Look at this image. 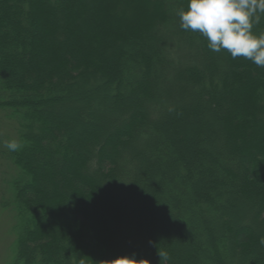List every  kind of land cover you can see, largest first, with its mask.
I'll list each match as a JSON object with an SVG mask.
<instances>
[{"label":"trees","instance_id":"1","mask_svg":"<svg viewBox=\"0 0 264 264\" xmlns=\"http://www.w3.org/2000/svg\"><path fill=\"white\" fill-rule=\"evenodd\" d=\"M188 5L0 0L6 264H264V67Z\"/></svg>","mask_w":264,"mask_h":264},{"label":"clouds","instance_id":"2","mask_svg":"<svg viewBox=\"0 0 264 264\" xmlns=\"http://www.w3.org/2000/svg\"><path fill=\"white\" fill-rule=\"evenodd\" d=\"M184 30L199 32L213 52L227 50L233 59L244 57L264 67V34H253L254 25L264 16V0H189L188 10L178 12ZM9 151H18L16 140L5 142ZM122 257L112 264H144Z\"/></svg>","mask_w":264,"mask_h":264},{"label":"rangeland","instance_id":"3","mask_svg":"<svg viewBox=\"0 0 264 264\" xmlns=\"http://www.w3.org/2000/svg\"><path fill=\"white\" fill-rule=\"evenodd\" d=\"M15 135V133H12ZM2 176H0L1 180ZM16 222L10 218L8 211L0 210V264H6L12 255V243L14 241L13 227Z\"/></svg>","mask_w":264,"mask_h":264}]
</instances>
